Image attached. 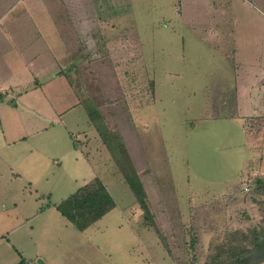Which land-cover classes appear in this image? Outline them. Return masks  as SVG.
Returning a JSON list of instances; mask_svg holds the SVG:
<instances>
[{"label": "rangeland", "instance_id": "obj_1", "mask_svg": "<svg viewBox=\"0 0 264 264\" xmlns=\"http://www.w3.org/2000/svg\"><path fill=\"white\" fill-rule=\"evenodd\" d=\"M0 9L5 21L40 26L36 72L40 82L53 80L52 108L78 99L100 115L127 151L151 213L147 219L135 203L85 110H73L69 130L92 165L53 155L48 181L38 182L36 217L16 232L19 261L256 260L246 252L255 236L264 239L256 184L264 182V0H0ZM59 60L70 86L53 78ZM92 178L116 208L80 233L54 205Z\"/></svg>", "mask_w": 264, "mask_h": 264}, {"label": "crops", "instance_id": "obj_2", "mask_svg": "<svg viewBox=\"0 0 264 264\" xmlns=\"http://www.w3.org/2000/svg\"><path fill=\"white\" fill-rule=\"evenodd\" d=\"M1 11L0 9V264H24V260L19 261L21 251L16 232L22 225L28 226L36 217L40 187L38 182L48 181L46 172L49 171L53 155L66 159L71 167L76 168L81 158L89 165H92V161L77 143V136L69 130L73 125L66 120V116L73 110H83L78 99L62 111L55 110L50 101L53 80L38 81L36 67L39 54H36L34 46L44 42L43 38L35 35L40 34V26L30 20L5 21V12ZM12 24L19 26L14 34L8 30ZM51 52L54 54L52 44ZM62 63L57 61L58 71L53 78L59 80L64 76L68 86V79L63 73L67 67ZM259 72L261 75L260 69ZM262 85L258 80L255 82L258 89ZM39 91L48 94L38 97L36 93ZM61 127L67 135H64ZM56 162L60 165L59 160ZM22 220L24 223L20 225Z\"/></svg>", "mask_w": 264, "mask_h": 264}, {"label": "trees", "instance_id": "obj_3", "mask_svg": "<svg viewBox=\"0 0 264 264\" xmlns=\"http://www.w3.org/2000/svg\"><path fill=\"white\" fill-rule=\"evenodd\" d=\"M1 96L2 94H0V97ZM84 110L90 123L95 127L103 144L111 154V159L115 162L118 172L131 191L135 203L139 205L146 218L151 219L147 194L127 151L122 146L121 142L117 141L115 143L111 139L109 136L110 134L107 133L108 129L106 130V127L101 124L100 115L90 109L87 103L84 105ZM74 148L77 147L74 145ZM256 184L261 189L260 196L261 199H263L264 206V182L260 178L256 180ZM115 207L116 204L114 199L99 178H93L83 186L79 187L74 193L62 200L59 204L54 205L58 214L75 230L81 233L100 221ZM261 214L264 217V209H261ZM258 239V236L254 237L253 247L246 252L248 257L251 256V258L256 260L248 262L247 264H260L264 261V239L259 241ZM242 260V256L240 255L236 256L234 259L236 264H241Z\"/></svg>", "mask_w": 264, "mask_h": 264}]
</instances>
